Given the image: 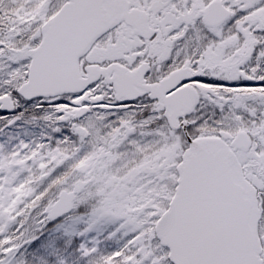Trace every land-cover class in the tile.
I'll list each match as a JSON object with an SVG mask.
<instances>
[{"label":"snow or ice","instance_id":"6c2138e0","mask_svg":"<svg viewBox=\"0 0 264 264\" xmlns=\"http://www.w3.org/2000/svg\"><path fill=\"white\" fill-rule=\"evenodd\" d=\"M0 73V113L147 112L140 126H156L119 186L124 223L107 238L125 239L98 264H264V0H0ZM209 104L220 119L198 115ZM46 146L0 156V264L98 251L67 243L70 211L33 186L60 163Z\"/></svg>","mask_w":264,"mask_h":264},{"label":"rangeland","instance_id":"374dc122","mask_svg":"<svg viewBox=\"0 0 264 264\" xmlns=\"http://www.w3.org/2000/svg\"><path fill=\"white\" fill-rule=\"evenodd\" d=\"M2 76L3 73H0ZM90 113L83 117V122L80 116L61 121V114L51 109L18 108L7 115L10 119L20 115L19 119L13 123L0 120V156L25 143L32 149L46 144L42 154L56 149L62 154L60 163L53 161L48 164L50 176L39 179L40 171L33 170L36 177L33 186L47 202L56 204L63 190L70 192L77 187L84 191L78 195L74 212L68 218L71 228L67 232V243L71 244L73 237H78L81 248L96 247L98 251L80 258L77 264H98L104 255L125 239L126 229H120L114 239L107 238L110 232L124 223L116 215L120 202L119 186L143 159L144 152L140 149L157 139L148 134L155 125L151 128L140 126V122L148 116L146 113H136L134 117L124 112L111 114L101 109H93ZM198 115L212 122L220 119L222 114L209 104ZM223 115H228L227 110ZM124 121L130 122L134 129L132 132L124 127ZM73 124L76 130H72ZM57 128L60 130L57 131ZM45 162H48L47 157ZM127 186L132 187L131 184ZM80 208L85 211L81 213ZM60 264L64 261L61 260Z\"/></svg>","mask_w":264,"mask_h":264},{"label":"water","instance_id":"95a60500","mask_svg":"<svg viewBox=\"0 0 264 264\" xmlns=\"http://www.w3.org/2000/svg\"><path fill=\"white\" fill-rule=\"evenodd\" d=\"M78 189L76 188V192L79 191ZM74 199H75V192L72 193L64 192L63 194H61L60 200L56 203L55 206L61 207L63 211H70L72 209V202Z\"/></svg>","mask_w":264,"mask_h":264},{"label":"flooded vegetation","instance_id":"af4514ba","mask_svg":"<svg viewBox=\"0 0 264 264\" xmlns=\"http://www.w3.org/2000/svg\"><path fill=\"white\" fill-rule=\"evenodd\" d=\"M97 110H100V109H97ZM90 112H91V111H90ZM143 113H144V114H145V113L148 114L147 112H143ZM89 115H91V113L89 114V112H88V114L86 115V117L89 116ZM145 117H146V116H145ZM84 119H85V118H82V119H81V122H83ZM124 127H125V126H124ZM125 128H126V127H125Z\"/></svg>","mask_w":264,"mask_h":264},{"label":"trees","instance_id":"16d2710c","mask_svg":"<svg viewBox=\"0 0 264 264\" xmlns=\"http://www.w3.org/2000/svg\"><path fill=\"white\" fill-rule=\"evenodd\" d=\"M79 243H80V239H79ZM81 244V243H80Z\"/></svg>","mask_w":264,"mask_h":264}]
</instances>
